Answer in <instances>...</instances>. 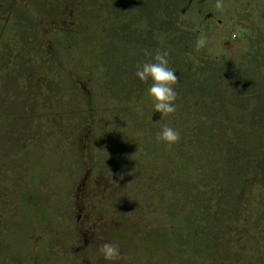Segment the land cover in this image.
Returning a JSON list of instances; mask_svg holds the SVG:
<instances>
[{
	"label": "rangeland",
	"instance_id": "obj_1",
	"mask_svg": "<svg viewBox=\"0 0 264 264\" xmlns=\"http://www.w3.org/2000/svg\"><path fill=\"white\" fill-rule=\"evenodd\" d=\"M215 2L0 0V264H110L98 252L106 242L121 252L111 264H173L174 253L135 244L143 233L153 246L176 247L166 233V204L186 193L176 214L196 229L194 264H264V0H223L222 11ZM200 37L206 44L197 51ZM157 49L168 52L178 77L177 110L165 118L153 111L151 82L135 76ZM8 86L20 101L15 110L3 104ZM87 108L98 117L81 130L82 118L74 122ZM119 113L147 129L173 125L180 139L149 149L134 140L143 166L120 142L108 145L112 155L97 158L99 173L80 162L64 210L50 215L53 203L43 202L49 214H30L49 223L30 228L12 201L26 166L15 154L29 142L61 155L103 152L99 133L113 132ZM172 171L180 174L177 185L190 183L187 190L172 187ZM146 190H154L151 204ZM14 225L31 231L16 249L4 234Z\"/></svg>",
	"mask_w": 264,
	"mask_h": 264
},
{
	"label": "trees",
	"instance_id": "obj_2",
	"mask_svg": "<svg viewBox=\"0 0 264 264\" xmlns=\"http://www.w3.org/2000/svg\"><path fill=\"white\" fill-rule=\"evenodd\" d=\"M3 98V104L7 106H14V110L15 106H17L20 102L19 98H15L14 95L9 93V86L8 89L7 87H5V93L3 94ZM89 107H92L91 103L89 104ZM59 108L60 107H58V109ZM86 110L87 112H91L92 108H87ZM5 114L6 110H4L3 112L1 111L0 113V115L4 117ZM102 115L104 114L102 113ZM94 116L98 117V115L94 114V112L85 113L84 115L79 116V118H77L74 123H78L81 120L80 118H82L81 124L78 126L81 128V130H83L84 126H87L88 128H93L95 127L94 123L92 120L89 119L94 118ZM118 116H120L118 119L116 116L115 119L110 123V126L114 128L113 132H109L107 134L99 133L100 137L106 136L107 140L102 141V144H98L99 148L102 149L103 152H101L100 150L93 151L87 147V150H78V155L71 156L69 153L61 155L59 150H46L45 146H43V150L45 149V151H37L29 142L27 143L25 148L21 150L22 152L18 151L15 154L16 159L14 160H16L17 162L23 161L26 166L21 165L22 168L25 169V172L22 174V184H20L19 186L21 188L18 189L20 192V196L16 200L12 201L14 202V205L17 206V208L21 209V211L26 214L23 215V221L27 220L26 223L30 228H33L34 221V228L38 227L37 222H40L42 224L43 222L45 224L49 223V220L47 216H45V214L36 218L37 216L35 214H30V211L32 210L35 212H46V214H49V212L44 210L45 207L43 206V202L53 203L50 207V215H57L59 212L63 211L69 203V199L66 196L63 197V195L70 193L72 188L75 186L78 177L81 175V165L84 163L89 164L88 166L90 167L92 172H96L98 174L100 169L97 167V165H95L96 161L98 160L97 158L112 155V152L105 151L107 148L109 149L112 144L117 145L120 142L121 144H119V148L123 151L124 154H129L131 152L134 153L135 161H137L140 166L144 165L143 158L145 154L144 152H138V150H132L134 148V144L136 141L143 140V142L140 144L141 146H143L142 148H151L152 144L154 146L155 143H158L156 139V133L159 131V129H147L148 126L145 125L144 122L136 120L133 121L131 117H127L125 114L122 113H119ZM58 117V119L66 120L64 117L61 116V112H59ZM1 125H3L4 127L6 126V123H2ZM171 127H173V125H171ZM44 133L45 131L42 130V134ZM97 133L98 132L96 131L95 134ZM150 133H154L152 137L149 136ZM73 138L75 139V141L77 139L79 142L77 134L73 135ZM134 140L136 141L133 142ZM91 144H89V146ZM50 145L53 147L55 144L52 143ZM130 145L132 149L130 148ZM60 147L61 144L59 145V148ZM56 162L60 164L56 165ZM5 174L6 176H8L7 173ZM167 179L171 181L172 187H175L176 189H179V187H181L177 185L175 181H173V179H180L179 172H173V174H170ZM121 180H124V178ZM186 184H183L184 187H181L182 190H187L186 188L189 186L190 183L188 185ZM7 186L12 187L11 182H9ZM145 192H147V196L144 198V201L150 204L154 202L155 199L152 195L154 190H146ZM186 194H184V197ZM50 196L52 198H50ZM184 197L176 196L173 199H169L166 204L167 207H172V210L170 211L171 214H166L167 218L170 220V222L167 224L168 226L166 229V233H168L173 238V240L175 239L176 247L174 248H178V254H175V249L172 248L169 243L165 241L159 242V244H155L153 246L151 244V240H149L147 236H144L143 233L137 238L135 245L138 244V246H141L140 249L150 247L154 251L161 252L163 255H169L172 252L174 253V259L171 260L173 264H194L196 251L191 254L189 249L193 244L191 237H194L193 235L196 229L193 228V223L189 219L186 218L185 222L181 221L185 214H176L178 205L185 201ZM160 215L161 217L163 216V214H157V216ZM30 232L31 231H29V228L20 225H14V228H7L4 234L9 239V242L12 241L11 243L14 244L13 249H16L15 242H19V240L26 241L30 238ZM166 233L164 231V234ZM169 235H167L168 238L170 237ZM18 258L20 262L23 260V263H26L27 260H29L28 257L23 259L22 255L18 256Z\"/></svg>",
	"mask_w": 264,
	"mask_h": 264
},
{
	"label": "clouds",
	"instance_id": "obj_3",
	"mask_svg": "<svg viewBox=\"0 0 264 264\" xmlns=\"http://www.w3.org/2000/svg\"><path fill=\"white\" fill-rule=\"evenodd\" d=\"M214 7L216 10L222 11L224 9L223 0H216ZM205 44L204 37L198 38L196 50L199 51ZM168 56V52L161 49H157L154 53L150 52L148 53L149 59L138 65L135 72V76L141 82H151L148 88V98L154 113H159L161 118L169 117L177 110L175 102L178 94L174 86L178 82V77L175 71L169 67ZM156 139L158 143L171 146L179 141L180 133L176 129L164 125L156 133ZM120 178L123 179V175ZM98 252L110 264L121 259L120 248L115 243H103L99 246Z\"/></svg>",
	"mask_w": 264,
	"mask_h": 264
}]
</instances>
